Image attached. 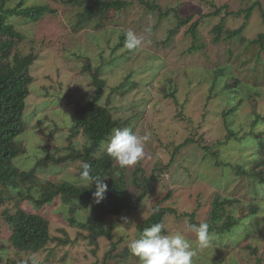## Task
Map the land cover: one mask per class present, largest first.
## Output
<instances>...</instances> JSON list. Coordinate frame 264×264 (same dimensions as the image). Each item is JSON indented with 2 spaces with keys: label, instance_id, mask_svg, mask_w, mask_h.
<instances>
[{
  "label": "rangeland",
  "instance_id": "obj_1",
  "mask_svg": "<svg viewBox=\"0 0 264 264\" xmlns=\"http://www.w3.org/2000/svg\"><path fill=\"white\" fill-rule=\"evenodd\" d=\"M7 1L13 7L21 0ZM23 1L28 6L47 4L50 11L37 22L17 16L8 19L26 36L14 52L36 56L30 67L34 80L26 107L29 129L21 136L27 149L16 163L31 169L47 154L41 146L63 149L68 145L75 106L87 103L95 93L88 69L101 65L106 94L100 103L128 124L123 128L146 138L143 159L127 167L131 174L141 165L139 188L132 185L129 190L136 197L143 191L146 194L135 211L108 216L116 223L114 237H100L96 244L86 237L87 230L69 225L71 212L59 197L41 209L23 201L21 207L49 220L54 238L34 253L18 251L9 240L4 210L13 212L19 203L0 205V264H140L138 257H123L122 253L137 238L138 223L151 217L158 202L176 211L165 214L162 226L168 234L179 233L192 241V264H264V186L255 185L235 168L247 167L254 157L264 154V121L257 118L264 115V0H146L156 1L164 13L171 10L162 18L160 9L149 8L143 0H126L127 6L111 9L101 22L96 16L92 24L78 29L74 28L81 10L77 6L65 0ZM173 8L183 17L193 16L176 34H171L178 24ZM223 18V36L216 39L215 27ZM196 21L197 40L190 31ZM245 22L239 35L226 33L227 28L238 30ZM128 31L145 38L142 47L129 50L119 45ZM260 34L263 41L254 43ZM220 66L226 68V75L239 78V94L243 93L235 98L234 103L240 98L243 101L226 122L238 132L237 139L227 138L222 115L230 107L227 95L219 92L224 79L218 76L215 87L213 84L215 69ZM122 84L126 91L111 93ZM256 118L258 122L253 124ZM75 141L78 146L86 143L82 135ZM56 148L50 151L55 153ZM79 172L73 164L49 160L39 176L44 183H85ZM217 194L241 199L233 209L236 218L250 212L251 201H257L259 210L231 232H210L214 239L200 249L190 217L183 214L196 212L195 220L204 222ZM74 214L81 220L92 216L90 208Z\"/></svg>",
  "mask_w": 264,
  "mask_h": 264
},
{
  "label": "trees",
  "instance_id": "obj_2",
  "mask_svg": "<svg viewBox=\"0 0 264 264\" xmlns=\"http://www.w3.org/2000/svg\"><path fill=\"white\" fill-rule=\"evenodd\" d=\"M7 0H0V205H5L12 201L16 205V210L11 212L9 209L4 210L5 220L9 225L11 231V244L18 250L27 253H34L43 250V248L51 242L54 238L50 232L49 220L35 212L27 211L21 207L20 204L27 200L31 202L36 209H41L59 197L62 204L71 212V216L67 219L69 225L76 226L82 230H87L86 237L90 243L96 244L100 237L113 239L116 223L113 219H108V216L119 217L121 215L130 213L138 209L145 199L146 192L140 193L136 197L129 190V187L136 185L139 188V180L137 178L138 172L142 169L138 165V169L131 174H127V168H121L119 164L111 158L106 152V144L113 132V129L123 128L128 126L120 119H117L110 107L100 103L102 97L106 94V82L102 78L100 71L102 66L88 69L93 78L95 85V93L90 101L85 104L75 106V119L68 128L69 135L67 136L68 145L63 149L56 146L55 153L51 152L53 147L41 146L47 154L39 159L31 169H22L21 165L16 163V159L22 156L27 149L22 134L29 129V123L26 117L27 98L31 94V84L33 83V76L30 73V67L35 61L36 56L33 53L19 54L14 52V48L18 43H21L26 36L23 32L15 28L14 22L8 19L12 16L28 19L34 22L40 21L45 14L50 11L47 4L25 5L21 0L13 7H9ZM69 5L77 6L81 9L78 12V19L74 25L75 29L80 26L92 24L96 21L95 17L101 22L105 14L111 9L120 10L127 6L126 0H65ZM143 2L152 9H160V17L169 15L170 11L162 12L161 7L156 1ZM259 4L260 2L257 1ZM176 12L178 17V24L171 31V34L178 33L187 23L190 22L193 16L183 17L179 11ZM246 18L251 17V9L246 10ZM225 18L215 27L217 31L216 39L223 36ZM198 24L196 21L191 24L190 31L195 40L198 38ZM246 22L238 30L226 29V33L232 36L239 35L245 28ZM126 33L122 36L119 45H125ZM171 36L168 38L170 40ZM263 35L260 34L254 43L262 42ZM226 68L224 66L215 69V77L213 84L215 87L216 78L219 76L224 79L222 87L219 92L227 95L229 108L222 113L225 123L227 117L234 113L238 108L242 98L238 103V95L242 97L239 88V78L235 75H226ZM129 79V77L127 78ZM130 84V80H127ZM125 84L118 88H113L111 93L124 89ZM174 97V93H171ZM264 121V115H257V118ZM257 118L253 124L258 122ZM227 138L238 137V132L232 129L228 124ZM56 130H52L55 133ZM79 135L84 136L85 142L83 145H76L75 138ZM47 138H45V141ZM188 140L180 144L179 149ZM264 149V148H263ZM67 150V152H64ZM51 160L52 164H73L79 169V174L82 171L81 165L85 162L92 167V175L104 178V182L108 185L106 197L100 203H96L93 193L96 187L93 183H74L69 180H47L45 183L40 179L41 169ZM238 174L250 177L252 182L262 184L264 186V154L257 155L246 167L245 165H236ZM253 183V184H254ZM146 190V189H145ZM241 199L234 196L217 194L212 202V209L209 218L204 222L195 220L196 212L184 213L190 217L191 225H199L207 223L209 225V232H216L223 234L224 232H231L233 228L240 225L244 218L256 214L259 210L257 201L249 202L250 212L246 215L242 214L236 218L233 215V209L237 207V203ZM158 202L154 206V213L150 218L138 223V236L146 227L152 224L160 223L162 225L166 213H176L174 209L163 208ZM16 207V206H15ZM90 208L92 216L90 219L81 220L75 216V212L82 209ZM164 228V227H163ZM165 230V228H164ZM137 236V238H138ZM116 246V245H115ZM123 257L131 254L128 246L123 251ZM121 254V255H122ZM126 260V259H125ZM105 264H109L106 262ZM260 264L261 261H260Z\"/></svg>",
  "mask_w": 264,
  "mask_h": 264
},
{
  "label": "clouds",
  "instance_id": "obj_3",
  "mask_svg": "<svg viewBox=\"0 0 264 264\" xmlns=\"http://www.w3.org/2000/svg\"><path fill=\"white\" fill-rule=\"evenodd\" d=\"M144 43L143 36L133 31L126 33L125 47L129 50L139 49ZM80 85L84 87L83 84ZM145 140V137L135 134L131 128H116L109 138L106 152L121 168H127L143 159ZM81 168L80 180L85 183L94 182L96 191L93 197L96 203H100L106 197L108 185L104 178L91 174L92 167L89 163H83ZM190 227L196 233L198 247L207 248L214 239L213 234L209 232V225L201 223ZM128 249L132 255L139 258L140 264H192L194 255L192 241L179 233L168 234L160 223L144 228L138 238L129 242Z\"/></svg>",
  "mask_w": 264,
  "mask_h": 264
}]
</instances>
